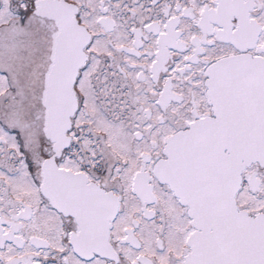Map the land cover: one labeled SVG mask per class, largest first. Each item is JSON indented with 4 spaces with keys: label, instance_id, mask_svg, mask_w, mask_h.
Here are the masks:
<instances>
[{
    "label": "snow or ice",
    "instance_id": "1",
    "mask_svg": "<svg viewBox=\"0 0 264 264\" xmlns=\"http://www.w3.org/2000/svg\"><path fill=\"white\" fill-rule=\"evenodd\" d=\"M0 264H264V0H0Z\"/></svg>",
    "mask_w": 264,
    "mask_h": 264
}]
</instances>
